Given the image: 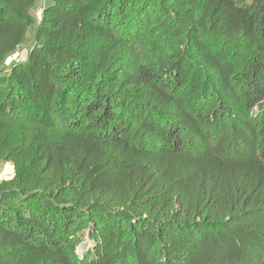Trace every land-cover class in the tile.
Instances as JSON below:
<instances>
[{
  "label": "trees",
  "instance_id": "obj_1",
  "mask_svg": "<svg viewBox=\"0 0 264 264\" xmlns=\"http://www.w3.org/2000/svg\"><path fill=\"white\" fill-rule=\"evenodd\" d=\"M43 2L0 0V264H264V0Z\"/></svg>",
  "mask_w": 264,
  "mask_h": 264
},
{
  "label": "rangeland",
  "instance_id": "obj_2",
  "mask_svg": "<svg viewBox=\"0 0 264 264\" xmlns=\"http://www.w3.org/2000/svg\"><path fill=\"white\" fill-rule=\"evenodd\" d=\"M43 1L44 0H37V5H36L35 11L33 13V15L36 17V20L40 19L41 9H42L43 3H44ZM30 41H31V30H29L28 42L26 44L27 46L30 44ZM27 46L26 47L24 46L18 50V52L14 55V57L16 58V60L14 62H16V63L22 62L26 59ZM11 61L13 62L12 57L7 62V64ZM13 177H14L13 166L10 163H0V183L10 181ZM81 240H82V242L78 247L79 254H82L91 245V243L88 241L86 235H84Z\"/></svg>",
  "mask_w": 264,
  "mask_h": 264
},
{
  "label": "built area",
  "instance_id": "obj_3",
  "mask_svg": "<svg viewBox=\"0 0 264 264\" xmlns=\"http://www.w3.org/2000/svg\"><path fill=\"white\" fill-rule=\"evenodd\" d=\"M12 59H13V61H15V60H16V58H15L14 56H12Z\"/></svg>",
  "mask_w": 264,
  "mask_h": 264
}]
</instances>
